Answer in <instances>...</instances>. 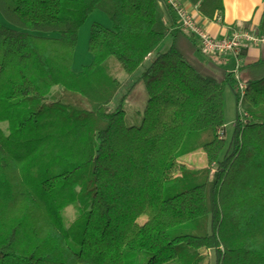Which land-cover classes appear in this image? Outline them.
I'll use <instances>...</instances> for the list:
<instances>
[{
	"label": "trees",
	"instance_id": "16d2710c",
	"mask_svg": "<svg viewBox=\"0 0 264 264\" xmlns=\"http://www.w3.org/2000/svg\"><path fill=\"white\" fill-rule=\"evenodd\" d=\"M188 2L206 18L222 8ZM95 10L90 61L73 70ZM192 35L158 0H0V264H264V42L235 71ZM115 63L141 67L127 88L146 93L138 125L124 122L126 91L108 106L125 85ZM196 150L204 166L177 161Z\"/></svg>",
	"mask_w": 264,
	"mask_h": 264
},
{
	"label": "rangeland",
	"instance_id": "374dc122",
	"mask_svg": "<svg viewBox=\"0 0 264 264\" xmlns=\"http://www.w3.org/2000/svg\"><path fill=\"white\" fill-rule=\"evenodd\" d=\"M92 20H102L104 21V16L99 11H93L85 20V23L81 27H79L78 33H77V43L74 49L73 53V60H72V67L73 70L80 69L82 65L87 64L90 61V54H88V51L86 49V39H87V32H88V26L90 25ZM247 27L254 29L253 27L247 25ZM169 37H166L163 40V43L161 45V48L163 49L168 43ZM257 49V47H255ZM246 60H249L250 57H246ZM114 74L117 77L118 80L123 82L125 85L118 91L116 96L112 99L110 104L111 108L114 107L115 104L118 103L120 97L122 94L126 91L127 94L121 101L122 109L124 110V122L126 125H138L141 116H142V109L146 100V93L144 91V87L141 81L135 84V86L127 90L128 86L136 79L135 77L140 73L141 67L138 68L136 73H134L132 76L126 75V73L118 66L117 63L114 65ZM225 67L229 70H232L234 68V61L231 58H227L225 60ZM223 122L225 129V138L227 139L231 133L232 130V122L235 117V113L237 110L236 107V97L234 94V91L232 88H229V86L223 87ZM204 153L201 150H196L191 153H185L183 155H179L177 157V161L182 163L187 168H198L205 165V157L203 155ZM170 180L166 182L169 184ZM76 207L74 204H70L66 206L63 210V221L65 224H67L69 221L72 220V218L75 215ZM143 217H141L139 220L141 221ZM201 254L206 255L208 258V261H211L212 253L208 250H201ZM165 264H177V262H168Z\"/></svg>",
	"mask_w": 264,
	"mask_h": 264
},
{
	"label": "crops",
	"instance_id": "0c3cea01",
	"mask_svg": "<svg viewBox=\"0 0 264 264\" xmlns=\"http://www.w3.org/2000/svg\"><path fill=\"white\" fill-rule=\"evenodd\" d=\"M180 6L184 8L209 34L213 36H223L227 34L234 25L242 26L247 24L255 29L257 26L263 6V0H221L222 8L212 18L201 16L196 10V5L188 2V0H177ZM158 5L164 14L166 24L171 25L175 20L174 13L168 9L164 0H158ZM247 29L253 30L249 27ZM170 41V39H169ZM167 41V43H169ZM247 46L244 48L243 55L240 56V61H253L258 56V47ZM246 57H250L246 60Z\"/></svg>",
	"mask_w": 264,
	"mask_h": 264
},
{
	"label": "built area",
	"instance_id": "2783aa9c",
	"mask_svg": "<svg viewBox=\"0 0 264 264\" xmlns=\"http://www.w3.org/2000/svg\"><path fill=\"white\" fill-rule=\"evenodd\" d=\"M174 13L176 24L185 28L195 37L198 49L204 54H218L228 56L234 61L233 70H237L240 61V53L247 46H254L264 42V37L255 34L254 30L247 28L231 29L227 34L216 37L209 34L201 25L196 23L194 18L186 11L177 0H164ZM240 96L242 95V85L239 86Z\"/></svg>",
	"mask_w": 264,
	"mask_h": 264
}]
</instances>
